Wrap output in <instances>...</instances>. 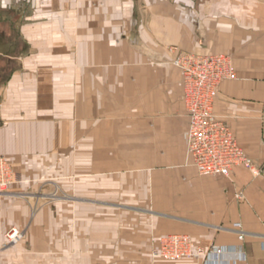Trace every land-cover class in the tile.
Wrapping results in <instances>:
<instances>
[{"label": "crops", "instance_id": "crops-1", "mask_svg": "<svg viewBox=\"0 0 264 264\" xmlns=\"http://www.w3.org/2000/svg\"><path fill=\"white\" fill-rule=\"evenodd\" d=\"M179 51L233 55L214 112L259 175L188 162ZM0 154L25 175L18 191L53 180L82 202L31 218L0 196V250L26 231L0 264L145 263L173 233L264 264V0H0Z\"/></svg>", "mask_w": 264, "mask_h": 264}, {"label": "built area", "instance_id": "built-area-1", "mask_svg": "<svg viewBox=\"0 0 264 264\" xmlns=\"http://www.w3.org/2000/svg\"><path fill=\"white\" fill-rule=\"evenodd\" d=\"M174 63L183 75L189 115L187 150L198 173L201 176L229 177L235 167L241 166L259 175L262 169L245 153L228 124L217 118L214 112L221 84L236 78L232 58L225 53L197 55L182 52ZM14 181L11 165L0 156V192H5ZM8 237L18 240V230L14 229ZM226 251V247L212 242L196 243L189 235L175 234L162 239L153 256L169 261L203 258L200 264H238L236 260L224 258Z\"/></svg>", "mask_w": 264, "mask_h": 264}, {"label": "rangeland", "instance_id": "rangeland-1", "mask_svg": "<svg viewBox=\"0 0 264 264\" xmlns=\"http://www.w3.org/2000/svg\"><path fill=\"white\" fill-rule=\"evenodd\" d=\"M182 52H187V51H179L176 53V56L173 60V64L175 65L174 61L176 60V58L182 53ZM192 53V52H190ZM221 53H225L228 54L231 58H232V62L234 64V68L236 71V78L238 77V73H237V69L235 66V62H234V58L233 55L229 52H221ZM193 54H197V53H193ZM214 54H218V53H214ZM197 55H213V54H197ZM176 66V65H175ZM178 67V66H176ZM179 68V67H178ZM180 69V68H179ZM181 71V70H180ZM182 73V71H181ZM235 78V79H236ZM234 80V79H232ZM230 81V80H227ZM226 82V81H225ZM182 83H183V89H184V102H185V86H184V82H183V75H182ZM224 83V82H223ZM222 85V84H221ZM221 87V86H220ZM220 92V90H219ZM219 95V94H218ZM186 105V102H185ZM214 108H215V104H214ZM187 109V106H186ZM188 112V111H187ZM221 120V119H220ZM223 121V120H222ZM225 122V121H224ZM229 126V125H228ZM189 129V128H188ZM231 129V128H230ZM232 131V130H231ZM233 132V131H232ZM234 134V133H233ZM235 136V135H234ZM237 139V138H236ZM186 141H187V133H186ZM238 141V140H237ZM188 143V141H187ZM239 143V142H238ZM240 145V144H239ZM187 155V160L188 162L192 164V161L188 155V150L186 152ZM0 156L4 157L7 159V161L9 162V164L11 165V170L13 172V179H15V181L8 187V189L4 190L5 192H0V196H12V197H18L21 198L22 200L26 201V203H28L31 207V218H34L37 211L39 209H41L43 206H52L58 203H66V205H73V206H77L79 205L78 203H82L79 202L76 199H71L73 195H75L74 191H65L62 190L56 183H54L53 180H47L44 181V183H41L39 185V188H36L34 190H28V191H18L16 188L20 187L24 182H25V175L24 173L19 170L18 168H16L12 161L10 159H8L6 156L1 155ZM194 166V165H193ZM195 167V166H194ZM196 168V167H195ZM250 171V170H249ZM198 172V171H197ZM232 173V172H231ZM252 173V172H251ZM199 174V173H198ZM253 174V173H252ZM200 175V174H199ZM254 175V174H253ZM201 176V175H200ZM224 177V176H223ZM95 209H102L104 205L102 204H93ZM98 214H100V211H95V215L93 216L94 219L98 218ZM18 230L20 237L18 238V240H11L8 235L14 230ZM240 229V227L238 228ZM175 234H182V233H173V234H169V235H175ZM25 235H26V231L25 230H21L18 229L16 227L11 228L7 233H5L4 235V245L2 247V249L0 250L1 252L4 251H8L9 249H12L13 246L18 245L21 241H23L25 239ZM167 235V236H169ZM183 235H188V234H183ZM241 235V234H240ZM190 236V235H189ZM166 236H164L162 239H164ZM191 237V236H190ZM192 238V237H191ZM161 239V240H162ZM161 242V241H160ZM201 241H198V243H200ZM155 249H158V247L156 248H152L151 254L149 255L147 261H145V263H135V264H163L162 262H160V260L164 261V262H177V261H169L163 258H154L153 256V252ZM118 249H114L113 251L110 252V254H117ZM97 252V251H96ZM96 255V254H95ZM186 259H190V258H186ZM184 260V259H182ZM182 260H178V261H182ZM195 260V259H194ZM200 263H203V258L199 259ZM198 260V261H199ZM199 263V264H200ZM93 264H102L101 262H95Z\"/></svg>", "mask_w": 264, "mask_h": 264}]
</instances>
